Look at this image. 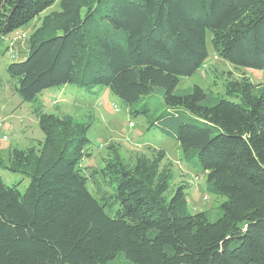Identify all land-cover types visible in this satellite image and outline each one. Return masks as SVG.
<instances>
[{
	"label": "trees",
	"instance_id": "trees-1",
	"mask_svg": "<svg viewBox=\"0 0 264 264\" xmlns=\"http://www.w3.org/2000/svg\"><path fill=\"white\" fill-rule=\"evenodd\" d=\"M35 20L26 58L6 70L44 137L0 156L23 175L8 185L0 174V264H264V84L178 88L206 63L208 32L219 57L264 69V0H0V52ZM67 84L108 87L132 106L161 97L149 126L225 197L221 215L190 211V183H175L163 148L131 161L111 142L100 167L83 165L92 119L47 112L39 97Z\"/></svg>",
	"mask_w": 264,
	"mask_h": 264
},
{
	"label": "rangeland",
	"instance_id": "rangeland-1",
	"mask_svg": "<svg viewBox=\"0 0 264 264\" xmlns=\"http://www.w3.org/2000/svg\"><path fill=\"white\" fill-rule=\"evenodd\" d=\"M60 8V1H57L42 15ZM39 23V20H35L15 31L12 35L15 39L9 44V50L5 54L0 52V74L3 82L0 86V122L4 133L9 137L7 140L0 139V154L4 160L7 159L11 146L25 149L35 145L37 140H40L39 137H44L39 120L33 112L34 104L20 98L15 90L17 80L6 70L8 63L26 58L30 45L29 36L35 24ZM23 32L27 34L24 38L21 36ZM207 46L209 55L206 63L194 75L183 76L178 88L199 84L207 93L223 94L228 78H241L244 75L255 83L264 84V69L237 67L219 57L215 52L210 32L207 35ZM39 97L47 112L69 113L80 120L92 119L88 136L92 140L94 150L92 156L84 158L83 165L90 169L100 167L111 142L118 144L121 156L131 161H134L139 153L151 155L155 149L163 148L166 151L164 163L174 170L175 183H190L187 188L190 211L195 213L207 210L208 216L213 220L221 215L220 206L225 197L208 190L206 175L199 173L184 160L182 149L175 138L164 134L157 127L149 126L150 118L157 116L164 109L163 100L158 95L146 96L132 106L108 87H98L94 92H85L74 84H67L61 89L46 88L40 92ZM145 103L150 108V115L132 114L131 107ZM0 174L8 185H13L23 178L22 174L3 167H0ZM27 185L28 179L25 178L19 185L22 192Z\"/></svg>",
	"mask_w": 264,
	"mask_h": 264
},
{
	"label": "built area",
	"instance_id": "built-area-1",
	"mask_svg": "<svg viewBox=\"0 0 264 264\" xmlns=\"http://www.w3.org/2000/svg\"><path fill=\"white\" fill-rule=\"evenodd\" d=\"M21 36L24 38L27 36V34L25 32H23L21 34ZM133 124V123H132ZM9 137L6 133H4L3 129H2V123L0 122V139L2 140H7Z\"/></svg>",
	"mask_w": 264,
	"mask_h": 264
},
{
	"label": "crops",
	"instance_id": "crops-1",
	"mask_svg": "<svg viewBox=\"0 0 264 264\" xmlns=\"http://www.w3.org/2000/svg\"><path fill=\"white\" fill-rule=\"evenodd\" d=\"M14 39H15V38H14ZM14 39H13V40H14ZM41 138H42V137H39V139H41ZM7 155H8V154H7ZM0 156H1V154H0Z\"/></svg>",
	"mask_w": 264,
	"mask_h": 264
}]
</instances>
